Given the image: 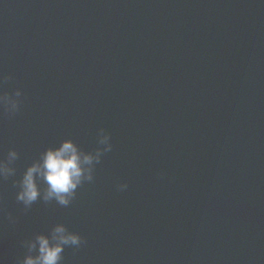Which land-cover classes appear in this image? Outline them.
Listing matches in <instances>:
<instances>
[{
  "label": "water",
  "instance_id": "1",
  "mask_svg": "<svg viewBox=\"0 0 264 264\" xmlns=\"http://www.w3.org/2000/svg\"><path fill=\"white\" fill-rule=\"evenodd\" d=\"M4 94L0 264L58 224L84 241L61 264H264V0H0ZM101 130L70 205L16 200L44 152L95 155Z\"/></svg>",
  "mask_w": 264,
  "mask_h": 264
},
{
  "label": "clouds",
  "instance_id": "2",
  "mask_svg": "<svg viewBox=\"0 0 264 264\" xmlns=\"http://www.w3.org/2000/svg\"><path fill=\"white\" fill-rule=\"evenodd\" d=\"M21 95L22 91L17 90L15 96L18 98ZM0 104L9 114L14 115L20 110V101L8 94L0 95ZM110 141V134L105 135L101 130L99 143L106 147L98 149L95 155L83 153L72 140L64 141L59 147L49 148L15 182L19 187L16 200L22 202L25 208L31 207L41 197L45 202L55 199L62 206L70 205L77 195V189L85 181L94 180L95 165L100 162L102 154L113 148ZM17 158L18 153L13 149L8 152L7 159L0 160V177L16 174V169L10 165ZM41 182L46 185L43 192ZM127 187L126 183L120 184L118 190L123 191ZM83 242L79 233L69 231L64 224H58L50 236L40 234L24 241L27 254L20 264H61L65 247H79Z\"/></svg>",
  "mask_w": 264,
  "mask_h": 264
}]
</instances>
